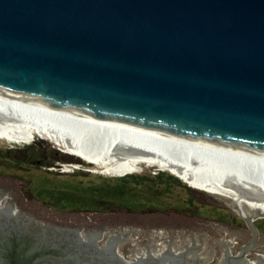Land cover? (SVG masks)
Listing matches in <instances>:
<instances>
[{"label": "water", "instance_id": "obj_1", "mask_svg": "<svg viewBox=\"0 0 264 264\" xmlns=\"http://www.w3.org/2000/svg\"><path fill=\"white\" fill-rule=\"evenodd\" d=\"M0 95L264 156V0H0ZM0 264H264V237L57 212L0 175Z\"/></svg>", "mask_w": 264, "mask_h": 264}, {"label": "bare ground", "instance_id": "obj_2", "mask_svg": "<svg viewBox=\"0 0 264 264\" xmlns=\"http://www.w3.org/2000/svg\"><path fill=\"white\" fill-rule=\"evenodd\" d=\"M29 135L54 141L103 173L156 165L194 188L264 213V156L257 153L98 122L0 95V139L25 143Z\"/></svg>", "mask_w": 264, "mask_h": 264}, {"label": "trees", "instance_id": "obj_3", "mask_svg": "<svg viewBox=\"0 0 264 264\" xmlns=\"http://www.w3.org/2000/svg\"><path fill=\"white\" fill-rule=\"evenodd\" d=\"M38 143L0 150V169L23 167L29 164L54 174L46 178L40 176L38 180L33 179V186L41 190L38 196L42 201L56 207H65L68 203H84L86 206L99 210H110L118 203L126 204L131 199H153L167 191L166 187L171 183L183 185L179 178L164 171L147 176L128 175L112 178L100 184H88L82 181L74 170L73 172H54L53 169H47L50 166L68 163L75 158L72 155L59 153L54 148L47 153L39 147Z\"/></svg>", "mask_w": 264, "mask_h": 264}, {"label": "rangeland", "instance_id": "obj_4", "mask_svg": "<svg viewBox=\"0 0 264 264\" xmlns=\"http://www.w3.org/2000/svg\"><path fill=\"white\" fill-rule=\"evenodd\" d=\"M44 136H36V135H29L25 139V143H16L11 142L8 140L0 139V150L7 148V147H23L27 144L39 142V147L43 149V151L49 153L52 148L55 151L65 154V155H72L75 160H72L68 163H61L60 165L50 166L47 169H53L54 172H74L76 171L78 176L81 178L82 181L87 182L88 184H100L108 181L112 178H118L128 175H141L147 176L149 174H154L158 171H164L165 173L172 174L181 180L182 184L178 183H171L169 186L166 187L167 191L162 193V202L166 203L168 208H172L177 206L180 210L184 208L185 211L190 209H199V211H213V209H220L226 208L229 209V212L233 213H244V211L238 207L239 205L235 204L233 201L229 199V197L224 195H219L211 192H207L198 188H194L188 185L185 181H183L180 177L176 174L168 170H162L160 167L156 165H145L141 164V169L137 172H122L118 175L114 174H107L101 172L100 168L97 167L95 164L91 162H86L83 159H80L72 152L68 151L63 146L57 145L54 141L44 137ZM57 154V153H55ZM6 169V168H5ZM4 169H0V172H6L12 174L14 177L21 178L19 181L22 183V186H29L31 182L28 183V179L32 178L38 180L40 176H44L42 178H46L49 175H53L47 171H44L43 168H35L32 165H24L23 167H14L11 169H6L5 171H1ZM36 176V177H35ZM34 184V181L32 182ZM186 185V186H185ZM192 201H194L192 203ZM197 205V206H196ZM237 205V206H236ZM170 206V207H169ZM255 218L261 217L260 215L254 216ZM253 217V218H254ZM262 216L261 218H263ZM264 219H258V223H262ZM264 223V222H263Z\"/></svg>", "mask_w": 264, "mask_h": 264}, {"label": "flooded vegetation", "instance_id": "obj_5", "mask_svg": "<svg viewBox=\"0 0 264 264\" xmlns=\"http://www.w3.org/2000/svg\"><path fill=\"white\" fill-rule=\"evenodd\" d=\"M1 170V171H5ZM1 176H7L10 178H14L17 180H20L19 177H14L10 173L6 172H0ZM28 183L31 182L29 186H22V191L28 195L30 198H32L35 202L38 204L62 213H68V212H77V211H93V212H102V213H117V214H133V213H173L177 215H182L184 217L189 218H196V219H202V220H208L213 221L217 223H222L228 226L238 227L241 229L246 230H253L256 232H259L264 237V221L262 223H258V219H264L254 218L252 220V225L250 226L248 222L245 220V218L242 217V214L237 213H231L229 212V209L226 208H220V209H213V211H199V209H190L188 211H185L184 208H181V210L175 206L172 208H168L166 203L162 202V195H158L154 197L153 199L148 200L147 198H139L136 200H129L126 204H120L118 203L115 207H113L110 210H99L97 208H92L90 206H86L84 203H68L65 207H56L51 205L49 202L42 201L41 198L38 196L40 194L39 191H41L36 186H33L32 182L34 181L32 178H29ZM194 201H192L193 203ZM194 204V203H193ZM195 206V204H194ZM197 206V205H196ZM237 206V205H236ZM170 207V206H169ZM240 207L243 211H246L241 206ZM248 213H255L254 211H246ZM260 214V213H258ZM252 214H250L251 216Z\"/></svg>", "mask_w": 264, "mask_h": 264}]
</instances>
